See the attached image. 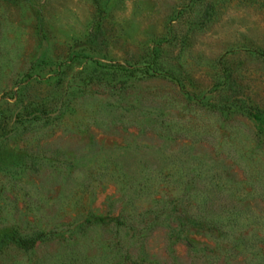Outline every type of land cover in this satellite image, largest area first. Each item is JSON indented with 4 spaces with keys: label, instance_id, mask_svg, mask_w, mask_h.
I'll list each match as a JSON object with an SVG mask.
<instances>
[{
    "label": "rangeland",
    "instance_id": "1",
    "mask_svg": "<svg viewBox=\"0 0 264 264\" xmlns=\"http://www.w3.org/2000/svg\"><path fill=\"white\" fill-rule=\"evenodd\" d=\"M0 264H264V0H0Z\"/></svg>",
    "mask_w": 264,
    "mask_h": 264
},
{
    "label": "trees",
    "instance_id": "2",
    "mask_svg": "<svg viewBox=\"0 0 264 264\" xmlns=\"http://www.w3.org/2000/svg\"><path fill=\"white\" fill-rule=\"evenodd\" d=\"M84 58H86L87 60L95 63L97 66L99 67H109L108 65H105L103 63H101L100 61H98L97 59L90 57V56H85ZM116 68H120V67H116ZM121 69V68H120Z\"/></svg>",
    "mask_w": 264,
    "mask_h": 264
}]
</instances>
